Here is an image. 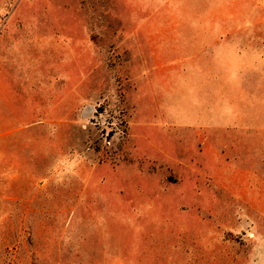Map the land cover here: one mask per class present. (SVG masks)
I'll return each mask as SVG.
<instances>
[{"label":"rangeland","instance_id":"obj_1","mask_svg":"<svg viewBox=\"0 0 264 264\" xmlns=\"http://www.w3.org/2000/svg\"><path fill=\"white\" fill-rule=\"evenodd\" d=\"M0 264H264V0H0Z\"/></svg>","mask_w":264,"mask_h":264}]
</instances>
